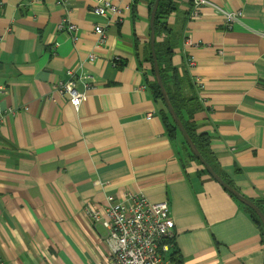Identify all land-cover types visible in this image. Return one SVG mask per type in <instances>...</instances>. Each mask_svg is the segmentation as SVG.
<instances>
[{"label":"crops","instance_id":"obj_1","mask_svg":"<svg viewBox=\"0 0 264 264\" xmlns=\"http://www.w3.org/2000/svg\"><path fill=\"white\" fill-rule=\"evenodd\" d=\"M108 1L118 17L95 16L97 0H0L1 262L110 264L107 232L83 209L111 198L166 202L182 264H264L259 227L169 137L149 93L154 0ZM191 10L180 0L166 18L171 70L202 86L184 120L207 138L212 169L264 210V0ZM222 11L241 18L226 30ZM67 71L95 77L77 111L57 91Z\"/></svg>","mask_w":264,"mask_h":264},{"label":"built area","instance_id":"obj_2","mask_svg":"<svg viewBox=\"0 0 264 264\" xmlns=\"http://www.w3.org/2000/svg\"><path fill=\"white\" fill-rule=\"evenodd\" d=\"M55 1L63 4L66 0ZM190 1V18L194 19L198 16V9L204 4V0ZM93 13L97 17H118L120 9L108 0H97ZM221 15L226 30L241 18L240 11H222ZM59 29H65L69 34L75 32V27L71 24L60 25ZM93 34L98 45L106 42L105 29L100 25L93 27ZM186 43L192 44L189 41ZM187 65L191 68L194 65L193 60L188 58ZM66 76V80L56 85L57 91L67 99L73 110L77 111L86 101L88 92L94 88L95 77L89 73L75 74L73 71H67ZM199 81H195L198 92L202 87ZM76 86H79L80 90H77ZM147 119H151V114ZM83 213L91 223L100 224L106 230V242L113 257L110 264H167L166 254L170 244L161 242L173 238V223L166 202L153 204L139 199L132 205H127L106 198L101 205L87 204Z\"/></svg>","mask_w":264,"mask_h":264},{"label":"trees","instance_id":"obj_3","mask_svg":"<svg viewBox=\"0 0 264 264\" xmlns=\"http://www.w3.org/2000/svg\"><path fill=\"white\" fill-rule=\"evenodd\" d=\"M180 0H159L155 21H154V50L157 59V64L159 68L160 77L164 86V89L168 95L171 106L176 113L178 119L180 120L185 132L187 133L189 139L196 147L202 158L209 164V142L207 138L199 134L197 127L191 123L184 120V116L190 118L193 114L199 112L202 109L201 102L198 98L197 92L195 91V86L190 82L189 78L183 72L182 76L176 75L175 71L171 70L169 66V57H171L172 47L174 46L173 36L168 34V28L166 26L167 16L177 9ZM164 37L162 42H158L161 37ZM167 37V39H165ZM148 61L151 63V54L149 51ZM147 88L151 97L160 106V112L162 115L163 123L169 132V137L174 138L175 134L180 138L181 144L187 150V154L191 160L200 164L196 159L190 154L187 149L183 139L181 138L178 130L175 128L172 120L168 116L166 109L160 97L155 80L148 82ZM205 172V171H204ZM229 184V183H228ZM230 185V184H229ZM259 208V206H257ZM264 214V210L259 208ZM243 210L250 216L253 222L259 227L261 237L264 244V229L257 219V217L248 208L243 206ZM166 243L170 244V248L166 254L167 264H182L183 260L174 245L173 238L166 240Z\"/></svg>","mask_w":264,"mask_h":264},{"label":"water","instance_id":"obj_4","mask_svg":"<svg viewBox=\"0 0 264 264\" xmlns=\"http://www.w3.org/2000/svg\"><path fill=\"white\" fill-rule=\"evenodd\" d=\"M159 0H154L152 9L150 12V20H149V47L151 54V63H152V71L155 83L157 85L158 91L160 93L161 100L166 109V112L170 119L172 120L175 128L178 130L181 138L183 139L187 149L190 154L196 159V161L200 164L202 169L206 172V174L216 182L222 189H224L228 194H230L238 203L242 204L244 207L248 208L253 214L257 217L259 222L261 223L264 229V214L262 211L250 200L244 198L240 193H238L233 187H231L227 182H225L213 169L212 167L202 158V156L197 151L196 147L193 145L191 140L189 139L187 133L185 132L180 120L178 119L176 113L174 112L171 103L169 101L168 95L164 89L159 68L157 64V59L154 50V21L155 15L157 11Z\"/></svg>","mask_w":264,"mask_h":264},{"label":"bare ground","instance_id":"obj_5","mask_svg":"<svg viewBox=\"0 0 264 264\" xmlns=\"http://www.w3.org/2000/svg\"><path fill=\"white\" fill-rule=\"evenodd\" d=\"M0 264H4L3 262H1V260H0Z\"/></svg>","mask_w":264,"mask_h":264},{"label":"rangeland","instance_id":"obj_6","mask_svg":"<svg viewBox=\"0 0 264 264\" xmlns=\"http://www.w3.org/2000/svg\"><path fill=\"white\" fill-rule=\"evenodd\" d=\"M163 241H165V240H163ZM163 241H162V242H163Z\"/></svg>","mask_w":264,"mask_h":264}]
</instances>
